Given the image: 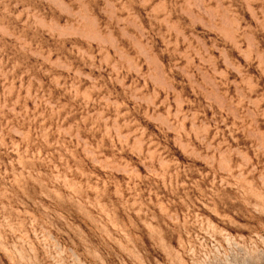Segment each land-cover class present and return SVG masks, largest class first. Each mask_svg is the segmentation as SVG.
<instances>
[{
    "label": "rangeland",
    "instance_id": "obj_1",
    "mask_svg": "<svg viewBox=\"0 0 264 264\" xmlns=\"http://www.w3.org/2000/svg\"><path fill=\"white\" fill-rule=\"evenodd\" d=\"M0 264H264V0H0Z\"/></svg>",
    "mask_w": 264,
    "mask_h": 264
}]
</instances>
